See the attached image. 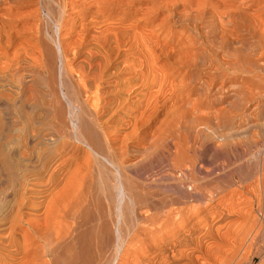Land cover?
<instances>
[{"label": "bare ground", "instance_id": "1", "mask_svg": "<svg viewBox=\"0 0 264 264\" xmlns=\"http://www.w3.org/2000/svg\"><path fill=\"white\" fill-rule=\"evenodd\" d=\"M226 1L0 0V264H253L264 13Z\"/></svg>", "mask_w": 264, "mask_h": 264}, {"label": "rangeland", "instance_id": "2", "mask_svg": "<svg viewBox=\"0 0 264 264\" xmlns=\"http://www.w3.org/2000/svg\"><path fill=\"white\" fill-rule=\"evenodd\" d=\"M185 1L186 0H184V2H182V0H180V2L178 3V8H176L177 10H179L178 12H180V13H182V11H183V5H184V3H185ZM194 2H196L197 4L200 2V6H203L204 5V7L206 6V7H209V5H212L214 2H213V0H199V2L198 1H196V0H193ZM207 1H208V3H207ZM236 1H238V0H234V1H230V0H227L226 1V5L228 4L229 6L232 4V5H236L237 4V2ZM245 1V2H244ZM204 2V3H203ZM228 2V3H227ZM242 2H244V3H242ZM241 2V0H240V3H242V4H240V5H238L239 4V1H238V6H243V7H248L250 10H254L255 8H257L258 6H260V7H262V5H264V0H248V1H246V0H243ZM256 2V3H255ZM180 3H181V5H180ZM195 3V4H196ZM207 3V4H206ZM247 3V4H246ZM202 4V5H201ZM206 4V5H205ZM209 4V5H208ZM215 4V3H214ZM183 6V7H182ZM260 7H258L257 9H255L257 12V14H260V11L261 12H263L264 13V11H263V9H264V6L262 7V8H260ZM37 8V5H30V6H26V7H23L20 11H30V10H32V9H36ZM42 15V14H41ZM261 15H263L264 16V14H262L261 13ZM43 19V18H42ZM200 48V47H199ZM199 48L197 49L198 51H200L202 48H204L203 50H205V52H206V54L208 55V54H210L211 55V53L208 51V49H207V47L206 46H203L202 48H200V50H199ZM206 48V49H205ZM207 51H208V53H207ZM210 55H208L209 57H212V55L210 56ZM221 55V54H220ZM219 55V52H218V56H220ZM260 59H261V57H260ZM261 60H263L264 61V59L262 58ZM220 107V105H215V106H207V107H204V108H200L201 110H202V112L203 113H205L206 111L207 112H211V111H214L215 110V108H219ZM206 111H205V110ZM214 109V110H213ZM204 110V111H203ZM209 110V111H208ZM255 111V112H254ZM249 110V111H247L246 112V115L248 114V116H244V118H243V120L241 119V120H239V121H236V122H234L232 125H231V127H232V129L233 130H235L236 128V130H240V132H241V129L243 130V128H244V130H245V132H249L250 131V133L252 134V132H256V134H254L253 133V135H254V138L256 139H259L260 138V140H261V142H264V135H263V132H264V111L262 112V114H261V112L259 113L258 112V110ZM253 114H252V113ZM260 115H259V114ZM251 114V115H250ZM253 115V116H252ZM250 116V117H249ZM252 116V117H251ZM246 117V118H245ZM241 122V123H240ZM238 123V124H237ZM263 123V124H262ZM247 125L249 126V127H247ZM252 125V126H251ZM233 126H235L234 128H233ZM230 127V128H231ZM254 127H257V128H254ZM247 130V131H246ZM252 130V131H251ZM258 130H260V131H258ZM222 131H224V132H226L227 130L225 129V130H222ZM242 132H244V131H242ZM261 132V133H260ZM262 136H263V138H262ZM240 138V137H239ZM242 138V137H241ZM262 138V139H261ZM213 140V139H212ZM238 140V139H237ZM214 142V141H213ZM217 144H218V141H217ZM242 147H244V149L246 150V146L245 145H242ZM217 148V149H216ZM215 148V150L217 151V152H215V150H214V152L216 153V156H213V158L211 157V158H207L206 159V162L205 163H200V166H201V168H203L202 169V173H204V175L202 174V173H200V177H202V179H203V176H205L204 178H206L207 180L208 179H210V178H214V177H217L220 173H222L224 170H223V168H222V165H226L227 163H228V161L230 162V163H234L235 162V164H237V162H240V161H242L244 158H243V154H238L239 152H235V149H233V152H232V148L230 149H226V151L225 150H221V149H218V147H216ZM218 150H220V151H218ZM204 151V150H203ZM247 151V150H246ZM235 152V153H234ZM245 153H248V152H245ZM232 154V155H231ZM237 156L239 157V160H238V158H237ZM240 157H241V159H240ZM243 158V159H242ZM226 160V161H225ZM238 160V161H237ZM198 163H199V161H198ZM204 164V165H203ZM206 164V165H205ZM252 167V166H251ZM199 168V167H198ZM200 168V169H201ZM248 169H250V170H252V168H248ZM208 172H207V171ZM239 171H240V173H239ZM239 171H234L233 173H232V176H233V178H235V176H236V180H237V177L238 178H240L242 175H244L245 173L244 172H242L241 170H239ZM249 172H251V171H249ZM248 172V173H249ZM206 173H207V175H206ZM213 175H212V174ZM244 173V174H243ZM248 173H246V174H248ZM203 176H202V175ZM240 174H241V176H240ZM211 175V176H210ZM163 194L165 195V196H167L169 193L167 192L166 193V191L165 192H163ZM238 195H240L239 193H237V196ZM242 199H244V200H246L247 198H248V195H245V194H243L242 195V197H241ZM234 219H235V222H232V221H234ZM239 219V220H238ZM238 220V221H237ZM230 223H235V224H237L238 222L239 223H243L244 222V219H242V218H240V217H233V219L231 218L230 219ZM243 221V222H242ZM238 223V224H239ZM263 233V234H262ZM262 233L260 232V235H259V237H258V239H257V241L255 242V247H253L252 248V250H251V253H253V254H255V255H257L256 256V258H255V261H253V264H262L263 262H264V230H262ZM261 234L263 235L262 236V238H260L261 237ZM261 240V241H260ZM263 242V243H262ZM256 245H258V247L256 246ZM260 245V246H259ZM263 245V246H262ZM260 247H262V248H260ZM253 251V252H252ZM263 253V254H262ZM261 256V257H260ZM260 258V259H259ZM260 260H262V261H260ZM261 262V263H260ZM264 264V263H263Z\"/></svg>", "mask_w": 264, "mask_h": 264}]
</instances>
